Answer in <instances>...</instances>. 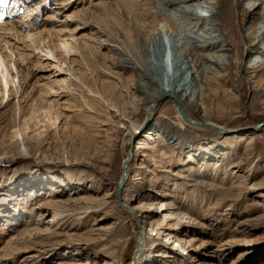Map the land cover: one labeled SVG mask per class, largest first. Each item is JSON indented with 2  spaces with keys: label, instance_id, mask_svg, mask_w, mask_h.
Returning <instances> with one entry per match:
<instances>
[{
  "label": "rangeland",
  "instance_id": "rangeland-1",
  "mask_svg": "<svg viewBox=\"0 0 264 264\" xmlns=\"http://www.w3.org/2000/svg\"><path fill=\"white\" fill-rule=\"evenodd\" d=\"M119 1L127 0L0 3V23L11 17L19 32L31 36L40 48L26 50L31 45L28 39L3 36L14 55L26 57L16 59L19 79L11 64L15 87L11 86L10 96L0 87V264H132L139 223L142 239L148 225L130 209L139 201L173 202L188 219L167 218L162 222L164 211L155 206L139 207L143 211L140 215H151L159 226L157 232L146 230L148 239L138 264H264V85L253 84L260 77L264 84V69L253 74L247 68L254 51L264 57V19H260L264 0H228L224 17L232 25L228 35L234 41L226 46L231 61L222 78L202 84L201 93L196 91L198 86H193L194 99L205 105L206 113L191 106L183 112L192 125L205 128L199 120L229 129L221 133L207 128H179L172 96L155 100L152 107L142 102L137 111L124 103L114 109L93 98L86 87L67 89L54 84L53 64L58 60L46 55L48 49L86 72V81L94 89L91 70L100 81L96 87L105 99L117 103L121 94L123 101H128L124 83L115 75L103 76L98 67H111L110 63H118L116 57L106 58L100 51L95 53V60L86 57L85 63L78 54L64 57L59 43L60 39L71 42L84 36L79 40L94 44L93 32L99 25L114 32L125 8L113 4ZM249 2L261 3L256 12L247 10ZM97 3L103 5L97 7ZM86 6L89 10L81 12ZM196 14L203 18L211 15L201 19L198 27L206 21L221 25L216 10H197ZM77 23L80 26L73 30ZM249 27H255L258 34L252 35ZM221 38L229 40L225 35ZM170 61L171 56L161 63L165 79H179ZM122 62L129 65L126 60ZM110 82H116L117 91ZM192 84L196 85L194 81ZM49 87L53 93H47ZM47 108L62 114L55 127L47 120ZM152 117L157 132L147 130ZM255 124L258 126L253 128ZM20 129L23 136L15 133ZM141 139L145 145L137 149ZM131 144V169L118 201L114 199L115 186L120 176L123 179L121 162L130 153ZM164 192L168 196H163ZM66 195L93 196L95 201L81 200L76 206L68 202L70 207L60 216L52 206L39 204L47 196ZM92 222L110 228L91 231L98 227ZM167 224L182 238L191 235L210 239L217 246L214 256H199L200 249L194 243L186 250H177L166 237Z\"/></svg>",
  "mask_w": 264,
  "mask_h": 264
},
{
  "label": "bare ground",
  "instance_id": "bare-ground-1",
  "mask_svg": "<svg viewBox=\"0 0 264 264\" xmlns=\"http://www.w3.org/2000/svg\"><path fill=\"white\" fill-rule=\"evenodd\" d=\"M90 3L91 2H89V4ZM119 3L124 5L125 8L121 9L122 15L120 16V22H118V20L116 21V30L114 32L111 31L110 33V30H108L107 27L99 25L93 32L95 35L93 38L94 44L79 40L83 39L84 36L78 37V39H72L71 42L65 38L62 40L60 39L59 43L64 51V57L72 55L76 56L78 54L81 57V61L85 63L86 57L95 60V55L97 54L96 52L100 53V51H104L103 55L106 58L112 59L113 57H116L118 63H110L109 65H111V67H98L103 72V76L114 78L115 75V78L118 81L124 83V92L128 101L124 102V98L121 94H118L119 102H115L116 104L112 103L111 100L105 99L100 89L96 87L100 81L97 78H94V73L91 70H88V72L90 78L94 79V89H92L86 81V72L84 73L81 68L76 67L74 63L67 58L60 60L52 50L48 49L45 52L46 55L58 60V62L53 64L54 67L52 66L55 68L53 73L56 74L54 75V77L56 76L54 84H59L67 89L70 88V86H77L78 88L86 87L87 90L93 94V98L103 100L107 107H112L114 109H118L119 104L124 103V105H128L134 111H137L142 102L146 103V106H148L155 100H163L166 95L172 96L171 98H173L176 116L179 121V128L189 127L196 131H205L208 129L210 131H216V133L229 131V129L225 127L217 126L206 121L196 120L197 122H200L201 125H206L205 128H203V126L200 127L192 125L191 123H188L189 120L185 118L186 116L183 113H186V106L195 107L197 109L199 108L202 113H206L205 105H203L200 100L196 101L194 99L195 91L193 88L198 86L197 90H195L201 93L202 84L209 83L212 78H222L224 76L225 66L229 65V62L231 61V53L226 46L234 41L232 37L228 35V31L231 29L232 25L224 17L226 16L225 7H228V0H127L115 2L113 4L118 5ZM63 4L64 3L61 5ZM260 4L261 3L259 2H249V8L247 10L256 12ZM102 5V3L95 4L97 7ZM88 10L89 7L86 6V8H83L81 12L85 13ZM197 10H200L201 12H205V10L207 12L216 10L215 16L220 18L221 25L205 20L206 22L202 23L203 26L198 27L201 19H209L211 15L207 14L204 15V18L202 16L200 17L196 14ZM262 11L264 14V7L262 8ZM68 17L73 18V16ZM260 19H264V15L261 16ZM11 20L12 18L8 17L7 22L0 23V43L3 42V45H0V87L2 88V91L6 93L7 97L10 96L11 86L15 87L11 72V64L17 74V79H19L16 59L24 60L26 56L22 54L14 55L8 41L5 40L3 36L11 34L12 37L17 38L18 40L24 41L25 39H28L31 45H27L26 50H29L30 48L33 51L40 50L37 45H34L35 43L33 42L31 36L22 35L16 26V22H12ZM178 24L182 25L181 29L178 28ZM78 26H80V23H77L73 30H75ZM248 30L252 35L258 34V30L255 27H249ZM164 32H169V34H165ZM222 35H225L229 38V40L221 38ZM109 38L111 39L109 40ZM163 39L167 44L166 46H164ZM241 43L243 45L245 43L244 38L242 37ZM5 50L8 51L6 52ZM12 56L14 59H12L11 62L10 60ZM170 56L171 66L175 72L179 74V79H165L166 76L164 74L165 72L163 67H161V63L164 59L168 60ZM45 60L48 61L51 59L47 58ZM125 60L128 61V66L122 65V63H124L122 61ZM158 63L159 65L157 66ZM127 68L130 70H127ZM247 68L252 69V72H250L253 74L264 69V57L261 56V52H253V56L247 63ZM262 79L263 78L260 77L253 84L261 87L264 85L262 83ZM193 81L196 85L192 84ZM110 84H112V89L117 91L116 82H110ZM51 92L53 93V88L49 87L47 89V93L50 94ZM177 105V109L184 119L181 118L179 113L176 111ZM179 106L180 108H183V111L182 108L180 111ZM150 107L152 106L150 105ZM46 114H49V118L47 116V120L50 123V126L53 127H55V122L62 116L60 111L51 112L50 108H47ZM113 116L117 117L115 114H113ZM119 118H122V116H119ZM153 120V117L148 120L147 130L157 132L158 130L155 123H153ZM257 126L258 124H255L253 128ZM22 130L23 129H20L18 132H15L16 135L18 136L20 132L23 136ZM133 130L136 131L137 127ZM131 135L132 134H130L129 139L127 140V144L131 139ZM144 145L145 143L142 142L141 139L138 143H136V148L141 149ZM22 146L24 147L23 150L27 152L28 148L23 144ZM128 154L129 152L123 158L121 165L124 166V163H126ZM90 156L93 157L92 163L95 164V152L92 151ZM130 169L131 165L129 160L127 162L126 175H129ZM121 173H123V171ZM124 179L125 178L122 179V176H120L115 186V190L120 186V193L121 189L123 190L125 187L123 183ZM162 194H164L163 196H168V193L166 192ZM114 199H117V195ZM81 200L88 202L95 201L93 196L86 195H84V197H76L74 195L47 196L39 204L40 206H52L54 213H58L57 215L60 216L65 209L70 207L68 202H73V205H75L79 204V201ZM151 206H155L160 210V212L164 211L162 215V222L166 221L167 218H176L179 220L188 219L187 214L180 211L173 202L168 201L167 203H164L162 201H139L136 206L133 205L130 209L132 212L136 213L139 218H141V222L143 224H145V222L148 224L146 225L147 231L157 232L156 227L159 226V221L152 218L151 215H140L143 211L139 207L150 208ZM126 214L133 219L132 214L128 212H126ZM132 221L137 224L134 219ZM92 224L94 227H98H93L94 229H91V231H106L110 228L107 224L96 225L95 222H92ZM146 230H144L142 239V229L140 228L139 223V239L141 237L142 247L143 244H146L148 239ZM165 232L166 237H168V239L175 244V247L178 248L177 250H186L188 244L194 243L197 245V248L200 249L199 256H205L207 259L214 256V248L217 246L208 238H199L191 235L182 238L179 231L176 228H173L171 224H167ZM138 249L139 242L137 251ZM206 249H208V251H206ZM204 261L206 260L203 259V262ZM138 262L139 259L137 258L135 263L138 264ZM78 264L88 263L80 262ZM202 264H207V261Z\"/></svg>",
  "mask_w": 264,
  "mask_h": 264
},
{
  "label": "water",
  "instance_id": "water-1",
  "mask_svg": "<svg viewBox=\"0 0 264 264\" xmlns=\"http://www.w3.org/2000/svg\"><path fill=\"white\" fill-rule=\"evenodd\" d=\"M171 95H172V94H171ZM152 105H153V104H151V106H152ZM179 109H180V111H181L180 106H179ZM260 126H261V125H260ZM131 158H132V144H131L130 153L128 154V157H127L126 163H124V166H123V178H125V176H126L127 162H128ZM117 199H118V201L120 200V186H119L118 189H117ZM141 245H142V240H141V237H140V239H139V249H138L136 255L134 256V260H133L132 264H135L137 258L139 257V255H140V253H141V249H142V248H141V247H142Z\"/></svg>",
  "mask_w": 264,
  "mask_h": 264
},
{
  "label": "snow or ice",
  "instance_id": "snow-or-ice-1",
  "mask_svg": "<svg viewBox=\"0 0 264 264\" xmlns=\"http://www.w3.org/2000/svg\"><path fill=\"white\" fill-rule=\"evenodd\" d=\"M4 2V0H0V3H3Z\"/></svg>",
  "mask_w": 264,
  "mask_h": 264
}]
</instances>
